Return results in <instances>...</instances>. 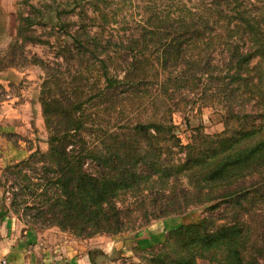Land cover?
I'll return each mask as SVG.
<instances>
[{
    "label": "trees",
    "instance_id": "obj_1",
    "mask_svg": "<svg viewBox=\"0 0 264 264\" xmlns=\"http://www.w3.org/2000/svg\"><path fill=\"white\" fill-rule=\"evenodd\" d=\"M63 12H75L73 31ZM48 22L71 40L62 52L75 50L99 63L107 89L148 74L162 76L163 88L210 89L225 109V126L213 134L197 130L182 143L171 119L151 118L94 143L83 134L77 109L55 116L56 100L44 90L48 148L36 147L2 169L9 210L34 227L55 225L86 238L205 203L208 214L167 229L161 244L148 246L136 264H198L204 258L264 264V0L29 3L14 43L41 40L30 26ZM25 59L5 52L0 71ZM29 61L49 73L43 57L32 54ZM111 68L123 70V77L110 75ZM4 92L0 83V101ZM183 176L186 182L176 185ZM222 203L227 214L217 222L212 211Z\"/></svg>",
    "mask_w": 264,
    "mask_h": 264
},
{
    "label": "rangeland",
    "instance_id": "obj_2",
    "mask_svg": "<svg viewBox=\"0 0 264 264\" xmlns=\"http://www.w3.org/2000/svg\"><path fill=\"white\" fill-rule=\"evenodd\" d=\"M42 1L50 0H0V55L13 51L14 54L23 53L26 56L22 65L8 66L0 71V83L5 88L4 99L0 101V218L10 211L9 193L4 194L2 186L1 173L4 166L26 157L36 147L42 151L48 148L49 131L41 104L44 90L45 95L56 100L52 105L55 116L77 109L75 113L84 123L82 132L94 143L99 142L101 135H122L128 124L159 117L171 119L174 131L182 143H187L191 134L197 130L213 134L224 129L225 109L217 97L212 95V90L205 92L200 87L186 89L174 84L163 88L158 85L162 76L151 74L143 78L134 76L132 85L129 83L117 90L107 89L99 63L85 54H76L75 50L62 52L60 46L71 40L49 22L43 25L32 24L30 29H33V37L41 40L25 41L22 47H18L20 38L17 44L14 42L21 16L26 14L29 3L38 6ZM99 6H103L101 2ZM62 17H65L68 29L73 31L77 19L75 12H63ZM26 32L29 34V31ZM32 54L49 61V73L40 65L29 61ZM256 61L254 59V63ZM109 74L122 78L124 71L111 68ZM157 92L159 97L153 98ZM78 103L81 106L76 108ZM177 155L178 158L182 154ZM180 180L176 185L186 182L184 176ZM130 199L127 202H131L132 198ZM227 210L228 205L226 208V204L222 203L212 211L217 222L224 220L221 215L227 214ZM208 213L205 203L191 204L181 213L152 219L150 217L151 220L146 224L123 232H135L154 221L166 218L173 223L169 226L174 227L176 222L193 221ZM145 248L142 251L136 246L134 254L130 256L115 255L113 262L109 257L99 254L98 262L136 264L140 260L139 256L150 252L148 246ZM198 264L220 263L204 258L198 259Z\"/></svg>",
    "mask_w": 264,
    "mask_h": 264
},
{
    "label": "crops",
    "instance_id": "obj_3",
    "mask_svg": "<svg viewBox=\"0 0 264 264\" xmlns=\"http://www.w3.org/2000/svg\"><path fill=\"white\" fill-rule=\"evenodd\" d=\"M170 222L166 218L135 232L78 238L55 225L38 228L26 224L10 210L0 218V264H100L99 254L113 262L115 255L134 254L136 246L142 250L159 244L172 227Z\"/></svg>",
    "mask_w": 264,
    "mask_h": 264
},
{
    "label": "built area",
    "instance_id": "obj_4",
    "mask_svg": "<svg viewBox=\"0 0 264 264\" xmlns=\"http://www.w3.org/2000/svg\"><path fill=\"white\" fill-rule=\"evenodd\" d=\"M4 262V261H3Z\"/></svg>",
    "mask_w": 264,
    "mask_h": 264
}]
</instances>
